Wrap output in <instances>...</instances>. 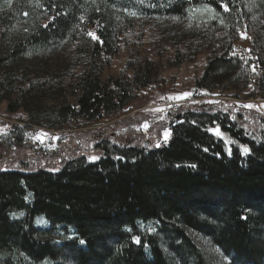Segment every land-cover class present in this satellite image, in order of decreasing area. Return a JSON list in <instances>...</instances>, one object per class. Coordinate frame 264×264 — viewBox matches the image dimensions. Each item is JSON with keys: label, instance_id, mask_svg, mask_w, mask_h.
<instances>
[{"label": "trees", "instance_id": "16d2710c", "mask_svg": "<svg viewBox=\"0 0 264 264\" xmlns=\"http://www.w3.org/2000/svg\"><path fill=\"white\" fill-rule=\"evenodd\" d=\"M225 3L228 11L222 7ZM115 5L143 7L179 21L197 7L212 9L214 19L195 20L173 34L174 50L166 59L181 65L205 55L206 68L196 83L199 91H234L238 97L250 85L261 89L264 0H45L53 20H42L32 31L23 28L5 54L0 46V103L8 102L7 112L26 109L30 122L51 129L131 113L141 92L156 83L131 71L127 63L114 62L145 45L146 37L116 24L109 11ZM15 10L20 18L27 13L22 5ZM18 16L15 11L0 14V45L9 41ZM82 20L102 41L91 38L92 65L83 67L72 89L65 90L63 102L45 117H36L33 106L24 102L34 88L32 80L21 72L14 75L7 65L29 50L51 53L75 36ZM153 55L160 61L164 54ZM39 86L50 95L63 93L45 79ZM230 112L183 106L168 113L166 120L174 118L167 120L172 138L160 148L123 143L114 153L106 148L98 162L80 159L58 172L0 170V256L21 254L34 263L53 264H214L208 247L199 248L188 235L191 229L220 250L219 264H264V116L258 121L263 128L251 132L244 118L231 120ZM215 128L222 138L209 131ZM241 146L249 149L247 154ZM13 156L18 157L10 146L0 147V159ZM16 212L26 217L13 219ZM39 216H45L52 229L36 228ZM146 225L155 230L142 228ZM56 229L72 230L76 238L58 244L52 239Z\"/></svg>", "mask_w": 264, "mask_h": 264}, {"label": "rangeland", "instance_id": "374dc122", "mask_svg": "<svg viewBox=\"0 0 264 264\" xmlns=\"http://www.w3.org/2000/svg\"><path fill=\"white\" fill-rule=\"evenodd\" d=\"M93 1L91 0V3ZM19 5L27 10L22 18L18 16L19 11L15 10ZM9 11H15L20 21L10 28L9 41L0 45L3 54L9 42L20 35L23 28L32 31L42 20L49 23L54 18L53 11L45 7V0H1L0 14ZM109 11L115 16L117 25L133 28L137 31V35L143 37L145 34L146 36L143 39L145 45L120 54L114 62L121 65L127 63L131 71H136L140 75L146 74L156 84L151 89L141 92L139 99L133 102L130 108L131 113L128 115L118 119L109 117L93 124L82 123L79 127L69 124L66 129H51L32 123L26 109L10 114L7 112L8 102L0 103V147L8 145L10 150L18 155L5 160L0 159V170L14 169L23 174L36 173L38 170L58 172L68 163L80 159L88 163L98 162L104 158L106 148L108 153H114L116 148H124L125 143L128 146L139 147L140 145L146 148L167 146L172 138L168 122L174 118L169 117L167 121L166 116L170 112H177L183 106L187 108L204 106L223 112L230 109L231 120L236 118L235 116H241L248 122L246 130L254 132L263 128L258 121L264 116V83L260 90L250 85L238 97L235 96L234 91L223 94L218 91L212 93L199 91L196 89V83L202 78L206 68L205 55H199L181 65H174V62L166 59L167 53L174 50L173 41H170L173 34L187 29L195 20L207 23L214 19L215 14L212 9L197 7L192 14H187V19L183 21L168 20L164 15H154V11L143 7L123 8L115 5ZM133 12L135 15H130ZM176 28L179 30L176 31ZM93 31L94 29L82 20L73 33L75 36H69L51 53L42 55L37 51L29 50L15 64L7 65L14 75L21 72L27 79L32 80L34 88L24 102L30 107L33 106L31 109L36 117H45L50 108L63 102L65 90L72 89L73 84L83 74V67L92 65L91 51L88 52V49H91L92 37L88 33ZM155 52L164 54L160 61L153 58ZM44 79L52 84L57 93L60 91L63 93L50 95L45 89H41L39 83ZM185 93L190 95L185 96ZM245 105H255V107L249 108ZM212 130L214 129L209 131L216 137L224 136L220 129L222 136L216 135ZM40 133L47 134L42 138L43 143L40 139H36ZM20 148L33 153L29 152V155H26V152L21 151ZM33 154H35L34 158H31ZM92 157H98V159L93 160ZM31 201L30 195L29 202ZM25 217V212H16L12 215L13 219L22 220ZM35 226L42 230L53 227L45 216L37 217ZM142 228L150 230L151 233L155 230L153 225ZM54 233L52 239L58 244L76 238L72 230L65 232L56 229ZM187 233L199 248L205 245L206 248L208 247L207 252L215 256L214 264L223 262L222 254L217 247L212 246L209 241L191 229L187 230ZM62 263L73 264L70 260ZM0 264L53 263H34L21 254H12L1 255Z\"/></svg>", "mask_w": 264, "mask_h": 264}, {"label": "snow or ice", "instance_id": "6c2138e0", "mask_svg": "<svg viewBox=\"0 0 264 264\" xmlns=\"http://www.w3.org/2000/svg\"><path fill=\"white\" fill-rule=\"evenodd\" d=\"M141 2H143V0H141ZM222 7H223L224 11H228V10H229V9H228V5H227L226 3L223 4ZM130 15H135V13H134V12H133V13H130ZM88 35L91 36L93 39H95V40H97V41H99V42L102 43V41L100 40V37L97 36L94 32H89ZM245 38H247V37H245ZM184 95H185V96H188V95H190V93H185ZM245 107L252 108V107H255V105H245ZM212 131H214L216 135H221V136L223 135V134L219 131L218 128H217V129H214V130H212ZM45 136H47L46 133H40V134L37 135L36 139H40L41 143H43L44 141H43L42 138L45 137ZM166 136H167V134H166ZM241 147H242L243 152H244L245 154H247L248 151H249V149H248L247 147H245V146H241ZM91 159L95 160V159H98V157H92ZM135 239H136V242L139 243V237H136ZM80 242H81V243H84V241H80Z\"/></svg>", "mask_w": 264, "mask_h": 264}]
</instances>
